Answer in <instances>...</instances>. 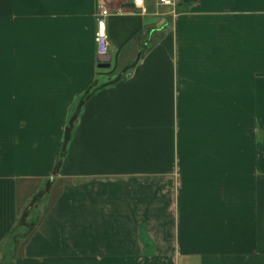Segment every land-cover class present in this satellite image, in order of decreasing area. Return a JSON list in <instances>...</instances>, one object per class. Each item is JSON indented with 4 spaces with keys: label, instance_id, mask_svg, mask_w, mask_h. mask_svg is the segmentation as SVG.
<instances>
[{
    "label": "crops",
    "instance_id": "0c3cea01",
    "mask_svg": "<svg viewBox=\"0 0 264 264\" xmlns=\"http://www.w3.org/2000/svg\"><path fill=\"white\" fill-rule=\"evenodd\" d=\"M131 1L0 0V264H264V0Z\"/></svg>",
    "mask_w": 264,
    "mask_h": 264
},
{
    "label": "built area",
    "instance_id": "2783aa9c",
    "mask_svg": "<svg viewBox=\"0 0 264 264\" xmlns=\"http://www.w3.org/2000/svg\"><path fill=\"white\" fill-rule=\"evenodd\" d=\"M146 0L131 1L132 8L140 10L141 13H145L144 3ZM153 2L155 7H161L167 9V15L175 18L177 15V0H150ZM109 15L107 9L98 8L95 14V31L93 34V41L95 44L96 55L98 57H103L107 55L108 52V37L106 34V17Z\"/></svg>",
    "mask_w": 264,
    "mask_h": 264
},
{
    "label": "water",
    "instance_id": "95a60500",
    "mask_svg": "<svg viewBox=\"0 0 264 264\" xmlns=\"http://www.w3.org/2000/svg\"><path fill=\"white\" fill-rule=\"evenodd\" d=\"M156 20L155 19H147L145 22L146 23H154ZM109 57L108 56H103V57H97V62L99 63L98 67L107 69L109 67Z\"/></svg>",
    "mask_w": 264,
    "mask_h": 264
},
{
    "label": "snow or ice",
    "instance_id": "6c2138e0",
    "mask_svg": "<svg viewBox=\"0 0 264 264\" xmlns=\"http://www.w3.org/2000/svg\"><path fill=\"white\" fill-rule=\"evenodd\" d=\"M137 3H140V0H137Z\"/></svg>",
    "mask_w": 264,
    "mask_h": 264
}]
</instances>
